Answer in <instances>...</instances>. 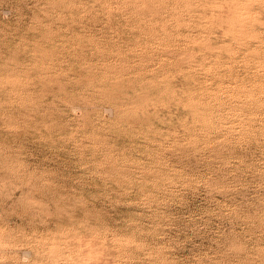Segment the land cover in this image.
<instances>
[{"label":"rangeland","instance_id":"1","mask_svg":"<svg viewBox=\"0 0 264 264\" xmlns=\"http://www.w3.org/2000/svg\"><path fill=\"white\" fill-rule=\"evenodd\" d=\"M0 264H264V0H0Z\"/></svg>","mask_w":264,"mask_h":264}]
</instances>
